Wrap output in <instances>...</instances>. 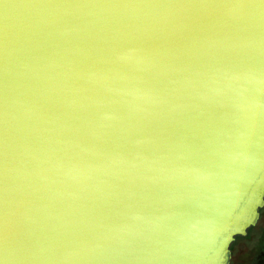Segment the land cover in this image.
Segmentation results:
<instances>
[{"label": "water", "instance_id": "95a60500", "mask_svg": "<svg viewBox=\"0 0 264 264\" xmlns=\"http://www.w3.org/2000/svg\"><path fill=\"white\" fill-rule=\"evenodd\" d=\"M264 206V0H0V264H230Z\"/></svg>", "mask_w": 264, "mask_h": 264}, {"label": "rangeland", "instance_id": "374dc122", "mask_svg": "<svg viewBox=\"0 0 264 264\" xmlns=\"http://www.w3.org/2000/svg\"><path fill=\"white\" fill-rule=\"evenodd\" d=\"M264 218L248 228L243 234H238L232 245V264H259L262 260L264 249Z\"/></svg>", "mask_w": 264, "mask_h": 264}, {"label": "flooded vegetation", "instance_id": "af4514ba", "mask_svg": "<svg viewBox=\"0 0 264 264\" xmlns=\"http://www.w3.org/2000/svg\"><path fill=\"white\" fill-rule=\"evenodd\" d=\"M263 218H264V206L260 209V218L258 220V223H260ZM263 230H264V228H263ZM262 253H264V249L262 250ZM232 261H233V252H232V259H231L230 264H232ZM242 262H243V260H242ZM242 262L240 264H242ZM259 264H264V255L262 256V260Z\"/></svg>", "mask_w": 264, "mask_h": 264}, {"label": "trees", "instance_id": "16d2710c", "mask_svg": "<svg viewBox=\"0 0 264 264\" xmlns=\"http://www.w3.org/2000/svg\"><path fill=\"white\" fill-rule=\"evenodd\" d=\"M233 243H234V242H233ZM233 243L231 244V247H232Z\"/></svg>", "mask_w": 264, "mask_h": 264}]
</instances>
